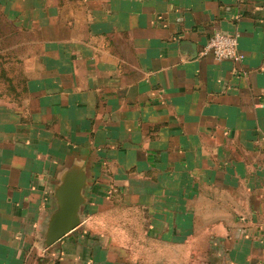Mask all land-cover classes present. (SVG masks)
<instances>
[{"label": "crops", "instance_id": "crops-1", "mask_svg": "<svg viewBox=\"0 0 264 264\" xmlns=\"http://www.w3.org/2000/svg\"><path fill=\"white\" fill-rule=\"evenodd\" d=\"M0 63V264H264V0H0Z\"/></svg>", "mask_w": 264, "mask_h": 264}, {"label": "water", "instance_id": "water-1", "mask_svg": "<svg viewBox=\"0 0 264 264\" xmlns=\"http://www.w3.org/2000/svg\"><path fill=\"white\" fill-rule=\"evenodd\" d=\"M84 186L85 178L71 172L57 188V206L48 222L44 237L46 246L55 244L79 225Z\"/></svg>", "mask_w": 264, "mask_h": 264}, {"label": "built area", "instance_id": "built-area-1", "mask_svg": "<svg viewBox=\"0 0 264 264\" xmlns=\"http://www.w3.org/2000/svg\"><path fill=\"white\" fill-rule=\"evenodd\" d=\"M211 56L215 61H240L238 35L223 32L214 33L201 47L199 57Z\"/></svg>", "mask_w": 264, "mask_h": 264}, {"label": "rangeland", "instance_id": "rangeland-1", "mask_svg": "<svg viewBox=\"0 0 264 264\" xmlns=\"http://www.w3.org/2000/svg\"><path fill=\"white\" fill-rule=\"evenodd\" d=\"M0 65H1V63H0ZM1 78H2V77H0V80H1ZM0 84H1V81H0Z\"/></svg>", "mask_w": 264, "mask_h": 264}]
</instances>
